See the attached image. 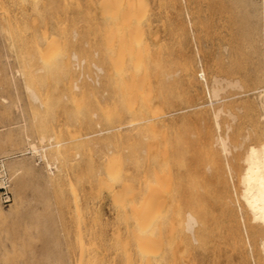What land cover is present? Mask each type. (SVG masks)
Here are the masks:
<instances>
[{
  "label": "rangeland",
  "instance_id": "obj_1",
  "mask_svg": "<svg viewBox=\"0 0 264 264\" xmlns=\"http://www.w3.org/2000/svg\"><path fill=\"white\" fill-rule=\"evenodd\" d=\"M231 1H116V5L121 2L116 8L119 12L117 24L111 21L108 7L104 9L108 8L110 13L102 10L99 0H0V159L6 160L12 192L8 204L0 202V264H77L78 243L81 242L78 236L80 238L81 234L80 240L83 239L86 245L94 241L92 249L86 247L84 254L93 253L95 261L101 262L99 264H123L125 256L121 247L126 239L130 253L134 250L129 264H136L139 256L135 252L136 238L132 239L136 236L132 229H136L133 228L135 221L130 204L137 203L139 198L143 200L153 185L165 193L152 188L156 194L153 191L149 194L156 200L159 194L169 203L184 190V197L204 200L212 211L204 217L205 229L201 228L200 231L204 229L201 233L198 230L202 236H197L200 240L188 241L187 231L182 230L181 225V228L171 226L173 216L167 204V214L159 216L160 220L154 217L155 226L152 225L150 235L155 241L149 236L153 242L148 240V246L150 251L154 249L153 253L158 251L156 238H162L160 252L153 255L152 264H264V248L260 241L264 229L260 230L257 223L252 222L240 196L245 149L264 137V106L260 105L264 102V95H260L261 88L264 89V0H252L242 6H235ZM123 4L126 7L122 8ZM128 8L131 16H124ZM229 16L233 18L229 19ZM127 18L132 22L128 24ZM175 19L180 21V26ZM233 19L242 22L238 35L233 34ZM192 22H197V26ZM41 35L44 36L41 38ZM116 56L118 61L121 60L120 66L113 62L117 61ZM185 59L191 60V67L193 65L189 75L186 74L187 79H194H191L193 83L184 76L186 71L183 72L182 63H186ZM133 67L135 69L131 71ZM123 69L125 80H134L139 86V90L138 86L135 87L132 97L123 92V86L116 82L113 74ZM142 74L145 75L143 78ZM213 75L220 83L217 98L211 95ZM140 77L145 78L144 81ZM109 78L111 81L115 78L116 83L112 84ZM32 91L39 95L37 100ZM94 96L98 99L93 101ZM106 100L109 101L107 106L103 103ZM100 101L103 105L101 103L99 107ZM82 103L84 105H78ZM112 103L120 105L114 107ZM107 107L110 112L105 110ZM115 108L123 110L118 112L119 116L116 111L113 113L117 115H112ZM126 109L128 119L123 117ZM152 109L156 114L150 112ZM132 114L137 118L132 120ZM130 122L133 126L127 124ZM145 124L150 133L144 129ZM221 137L228 151L223 150ZM160 140L162 144L167 141L168 145H158ZM29 142H34L38 150L32 151ZM42 146L46 148L42 149ZM161 151L165 154L162 155ZM107 154L115 160L108 159ZM110 161L117 163L116 166H111ZM94 163H98L97 166ZM158 172L161 175L153 176ZM162 173L171 175V178L166 177L169 185L162 182L166 176ZM145 177H150L147 181L150 184L146 183ZM102 178L106 185L100 182ZM142 180L145 181L143 190ZM214 192L216 195L212 194ZM219 196H228L232 211L220 208ZM127 199L131 201L130 206L123 209L121 203ZM185 208L187 210L188 205ZM182 214L185 216L184 212ZM175 248L177 252L173 261L171 252Z\"/></svg>",
  "mask_w": 264,
  "mask_h": 264
},
{
  "label": "bare ground",
  "instance_id": "obj_2",
  "mask_svg": "<svg viewBox=\"0 0 264 264\" xmlns=\"http://www.w3.org/2000/svg\"><path fill=\"white\" fill-rule=\"evenodd\" d=\"M90 1V0H89ZM96 1H98V0H96ZM100 2H99V4H101L102 3V5H103V9L102 10H105L106 11V13H110V12H108L107 10H108V8H109V11H111V14H110V18L112 19L111 21H113V23L115 22V23H117L118 22V20H119V12H117V9L116 8H118V4L119 3H121V2H118V4L116 5V1H121V0H99ZM175 1H177V0H175ZM195 1V0H194ZM94 2V1H93ZM127 2V1H126ZM125 2V3H126ZM188 2V1H187ZM189 2H191V1H189ZM207 2H208V0H207ZM212 2V1H211ZM210 2V3H211ZM218 2V1H217ZM252 2V0H232L231 1V4H233V5H235V6H242V5H245V4H248V3H251ZM256 2V1H255ZM96 3V2H95ZM98 3V2H97ZM124 3V4H125ZM178 3H180V2H178ZM262 3H264V2H262ZM123 4V6H121L122 8L123 7H126V5H127V3H126V5H124ZM190 4H192V3H190ZM197 4V3H196ZM199 4H201V3H199ZM213 4V3H212ZM255 4V3H254ZM254 4H252V6L254 5ZM95 5H97V4H95ZM101 5V6H102ZM175 5H176V2H175ZM220 5V4H219ZM256 6H257V4H255ZM105 6L106 7H108L107 9H104L105 8ZM191 6V5H190ZM190 6H188L189 8H190ZM218 6V5H217ZM84 7H86V6H84ZM91 7V6H90ZM96 7V6H95ZM178 7V6H177ZM180 7V6H179ZM182 7V6H181ZM249 7H251V6H249ZM129 8H130V6H129ZM128 8V9H129ZM207 8V7H206ZM247 8V7H246ZM85 10H86V8H84ZM91 9V8H90ZM89 9V10H90ZM93 9V8H92ZM91 9V10H92ZM114 9H116V10H114ZM131 9V8H130ZM130 9H129V11H127V13L125 12L124 13V16H125V14H128V15H130L131 16V11H130ZM245 9V8H244ZM248 9H250V8H248ZM84 10V11H85ZM88 10V9H87ZM123 10V12H124V9H122ZM182 10V9H181ZM181 10H180V12H181ZM194 10V9H193ZM209 10V9H208ZM120 11V10H119ZM87 12H89V11H87ZM86 12V13H87ZM91 12V11H90ZM177 12V11H176ZM175 12V13H176ZM187 12V11H186ZM244 12V11H243ZM243 12H242V16H243ZM92 13V12H91ZM213 13V12H212ZM185 14H187V13H185ZM196 14V13H195ZM90 15V14H89ZM120 15H122V13L120 14ZM188 15V14H187ZM123 16V15H122ZM180 16V15H179ZM179 16H178V19H179ZM186 16V15H185ZM190 16V15H189ZM198 16V15H197ZM213 16H215V15H213ZM86 18H88V15H87V17ZM90 18H92V15H91V17L89 16V19ZM177 18V17H176ZM231 18H233L232 16H229V19H231ZM123 20H124V18H122ZM128 19L129 18H127V21H128ZM178 19H175V21L177 20V21H179V20H181V17H180V19L178 20ZM200 19V18H199ZM212 19V18H211ZM126 20V19H125ZM183 20V19H182ZM185 20H186V18H185ZM189 20V19H188ZM121 21V20H120ZM119 21V22H120ZM176 21V22H177ZM233 25L231 26V27H235V33L233 32V34H239L240 33V30H241V28H242V22L240 23V20L239 19H233ZM88 22V21H87ZM89 22H90V20H89ZM130 22H132V21H130ZM129 21H128V24L130 23ZM180 23V21L178 22V24ZM193 23V22H192ZM195 23V22H194ZM193 23V24H194ZM197 23V22H196ZM195 23V24H196ZM85 24H88V23H85ZM90 24V23H89ZM118 24V23H117ZM122 24V23H121ZM127 24V23H126ZM199 24V23H198ZM116 25V24H115ZM175 25H176V23H175ZM117 26V25H116ZM179 26H180V24H179ZM182 26V25H181ZM184 26V25H183ZM196 26H197V24H196ZM195 26V27H196ZM111 28V27H110ZM178 28V27H177ZM176 28V29H177ZM182 28V27H181ZM181 28L179 29V33H180V31H181ZM126 29V28H125ZM124 29V30H125ZM183 29V28H182ZM109 30V29H108ZM119 30V29H118ZM194 30V29H193ZM232 30V29H231ZM112 31H113V29H112ZM111 31V36L113 35V32ZM125 32H127V30H125ZM194 32V31H193ZM197 32V31H196ZM44 33V32H43ZM120 33H122V32H120ZM178 33V34H179ZM117 34V33H116ZM124 35H125V33H123ZM177 34V35H178ZM182 34V33H181ZM46 35H47V32H46ZM49 35V34H48ZM42 36H44V35H41V38H42ZM51 36V35H50ZM50 36H49V38H50ZM53 36V35H52ZM52 36H51V38H52ZM117 36V35H116ZM126 36V35H125ZM182 36V35H181ZM225 37V36H224ZM44 38V37H43ZM45 39V38H44ZM237 40V39H236ZM46 41H47V39H46ZM119 41H121V40H119ZM232 42V41H231ZM125 43V42H124ZM91 45H92V43H91ZM122 45V44H121ZM129 45V44H128ZM237 45V44H236ZM47 46V45H46ZM51 46V45H50ZM105 46V45H104ZM118 46H120L119 44H118ZM49 47V46H48ZM51 47H56V45L55 46H51ZM127 47V46H126ZM113 48V47H112ZM112 48H111V50H112ZM120 48V47H119ZM122 49V48H121ZM49 50V49H48ZM54 50V49H53ZM108 50V49H107ZM122 50H124V48L122 49ZM121 50V51H122ZM126 50V49H125ZM140 52V51H139ZM106 53H107V51H106ZM124 53V52H123ZM183 54H184V52H182ZM57 54H59V53H57ZM56 53H55V55H57ZM90 54V53H89ZM61 55V54H60ZM117 55H119V53L117 54ZM136 55L138 56V53H136ZM136 55H135V58H137L136 57ZM57 56H59V55H57ZM108 56V55H107ZM181 57H182V54L180 55ZM55 57V56H54ZM69 57V56H68ZM108 57H110V56H108ZM117 57V56H116ZM116 57H114V58H116ZM124 57V56H123ZM53 58V57H52ZM61 59V58H60ZM69 59V58H68ZM101 59H102V57H101ZM112 59V58H111ZM117 59V61H114L113 60V62H120L121 60H119L118 61V57L116 58ZM154 59H155V57H154ZM179 59V58H178ZM184 59V58H183ZM189 59V58H188ZM188 59H185L186 60V63L184 62V63H182V65H183V72H185L186 71V73H185V77H186V74L188 73V75H189V71L191 70L190 68H192L193 67V65H192V67H191V64H190V61L191 60H188ZM48 60V59H47ZM50 60H52L51 58H50ZM158 60V59H157ZM156 60V61H157ZM180 60V59H179ZM187 60H188V62H187ZM63 61V60H62ZM86 61V60H85ZM111 61V60H110ZM123 61V60H122ZM155 61V60H154ZM47 63H48V61H46ZM46 62H44V63H46ZM55 62H57V60L55 61ZM103 62V61H102ZM68 63V62H67ZM104 63L106 64L107 62H105L104 61ZM118 63H116V64H118ZM123 63V62H122ZM121 63V64H122ZM139 63H143V62H139ZM138 63V64H139ZM156 63V62H155ZM49 64V63H48ZM51 64V63H50ZM49 64V65H50ZM104 64V65H105ZM127 64V63H126ZM137 64V65H138ZM156 64H158V63H156ZM193 64V63H192ZM48 65V66H49ZM54 65H56V63L54 64ZM107 65V64H106ZM106 65H105V67H106ZM134 65H135V63H134ZM140 65V64H139ZM108 66H109V64H108ZM119 66H120V63H119ZM52 67V66H51ZM55 67V66H54ZM65 67V66H64ZM114 67V66H113ZM57 68L58 67H56V70H57ZM128 67L126 66V69H127ZM67 69V68H66ZM104 69V68H103ZM125 69V70H126ZM135 69V67H133V69H130L131 71L132 70H134ZM137 69V68H136ZM146 69V68H145ZM55 70V69H54ZM70 70V69H69ZM105 70V69H104ZM103 70V71H104ZM110 71H111V69H109ZM138 70V69H137ZM144 70V69H143ZM113 71H114V69H113ZM124 69L123 70H117V71H115L113 74H114V76H115V78H116V82H118V83H120V85H122L123 87H122V89H123V92L125 93L126 92V94L127 95H129V96H133V94H135V87L136 86H138L137 85V83H135V81L134 80H132V81H130V82H128V79L127 80H125V78H124V75L126 74H124ZM136 71V70H135ZM134 71V72H135ZM147 71V70H146ZM149 71V70H148ZM196 71V70H195ZM202 71H203V69H202ZM105 72H107V71H104V73ZM180 72H182V71H180ZM199 72V71H198ZM70 73H72V72H70ZM112 73V72H111ZM203 73V72H202ZM137 75H140V74H138V73H136ZM143 74H144V72H143ZM142 74V78H143V76H145V75H143ZM146 74V73H145ZM151 74H153V73H151ZM199 74V73H198ZM67 75V74H66ZM69 75V74H68ZM74 75V74H73ZM72 75V76H73ZM109 75V74H108ZM108 75H103L102 77H105V78H107V77H110V76H108ZM193 75V74H192ZM203 75V74H202ZM127 76V75H126ZM74 77V76H73ZM112 77V76H111ZM131 77V76H130ZM129 77V78H130ZM149 77V76H148ZM191 77V76H190ZM75 78V77H74ZM113 78V77H112ZM112 78L110 79H108L109 81H111L112 80ZM114 78V79H115ZM133 78V77H132ZM131 78V79H132ZM141 78V77H140ZM140 79V80H143L144 81V79ZM151 78H152V76H151ZM188 78V76L186 77V79ZM213 78H214V80H213V83L211 84L212 85V87H211V95L213 96V97H215V98H217L218 97V94H219V88H220V83H219V79L217 78V77H215L214 75H213ZM212 78V79H213ZM73 79V78H72ZM114 79H113V81H111V83L113 84V82H115L114 81ZM138 79H139V77H138ZM191 79H193V78H191ZM191 79H187V80H190L191 81ZM235 79V78H234ZM85 80V79H84ZM108 80H106V81H108ZM140 80H138L139 82H140ZM149 80V79H148ZM194 80V79H193ZM192 80V81H193ZM104 81H105V79H104ZM143 81H141V83H140V85L142 84V82ZM190 82V83H193V82ZM115 82V83H116ZM156 82H158V81H156ZM195 82L197 83V80H195ZM108 84H110L109 82H107ZM63 84H64V82H63ZM83 84V83H82ZM153 84V88H154V82L152 83ZM238 84V83H237ZM84 85V84H83ZM119 85V86H120ZM158 85V84H157ZM69 86V85H68ZM67 86V87H68ZM78 86V85H77ZM116 86H117V84H116ZM115 86V87H116ZM141 86H143V84L141 85ZM75 87L76 86H73V88L75 89ZM110 87V86H109ZM111 87H112V85H111ZM251 87V86H250ZM31 88V87H30ZM30 88H28V89H30ZM85 88V87H84ZM117 88H119V89H121V87H117ZM138 90H139V86L138 87H136ZM156 88V87H155ZM157 88H159V86L157 87ZM76 89H77V87H76ZM141 89V88H140ZM143 89V88H142ZM32 90V89H31ZM79 90V89H78ZM84 90V89H83ZM110 90V89H109ZM114 90V89H113ZM160 89H158L157 90V92H160L159 91ZM261 90H262V92H261V94L260 95H264V89H262L261 88ZM111 91H112V89H111ZM148 91H150V89L148 90ZM152 91V90H151ZM179 91H181V90H179ZM197 91V90H196ZM31 92V91H30ZM73 92H75V91H73ZM84 92V91H83ZM113 92V91H112ZM116 92V91H115ZM118 92V91H117ZM195 92V91H194ZM32 93H33V91H32ZM66 93V92H65ZM68 93V92H67ZM66 93V94H67ZM94 93V92H93ZM120 93V92H119ZM146 93H148V92H146ZM69 94H70V92H69ZM69 94H68V96H69ZM74 94V93H73ZM73 94H72V96H73ZM77 94V93H76ZM76 94H74L75 96H77ZM80 94H82V93H80ZM112 94V93H111ZM117 95V93L115 94V96ZM144 95V94H143ZM33 97H35L36 98V100H37V96H39V95H36V94H34L33 93V95H32ZM84 96V95H83ZM113 96H114V94H113ZM131 96V97H132ZM135 96V95H134ZM145 96V95H144ZM163 96V95H162ZM95 97L96 96H94V99H93V101L94 100H97L98 98H96L95 99ZM121 96H119V98H120ZM141 97H142V95H141ZM153 97V96H152ZM152 97H151V99H152ZM159 97V96H158ZM259 97V96H258ZM210 98V97H209ZM70 99V98H69ZM79 99V98H78ZM115 99V98H114ZM121 99V98H120ZM145 99V98H144ZM154 99V98H153ZM81 100V99H80ZM127 100H130V99H127ZM132 100H133V98H132ZM141 99H139V101H140ZM145 100H147V98L145 99ZM220 100V99H219ZM262 100H264V99H262ZM79 101V100H78ZM99 101V100H98ZM107 102H105V101H103V103H105V106H107L106 105V103L107 104H109V101L108 100H106ZM112 101H113V99H112ZM126 102V100H123V102ZM158 101V100H157ZM70 102V101H69ZM73 102V101H72ZM114 102V101H113ZM119 102V101H118ZM130 102V105H133V103L131 104V100L129 101ZM134 102V101H133ZM150 102V101H149ZM160 102V101H159ZM78 103V102H77ZM84 103V102H83ZM78 104V105H84V104ZM98 103V102H97ZM100 103V104H99ZM98 104H99V107H100V105H101V101L99 102ZM103 103H102V105H103ZM213 103V102H212ZM74 104V103H73ZM76 104V103H75ZM93 104H94V102H93ZM115 104V103H114ZM135 104V103H134ZM148 104V103H147ZM162 104H163V101H162ZM95 105H96V103H95ZM112 105H113V103H112ZM111 105V106H112ZM116 106L117 105H120L119 103L118 104H115ZM115 105H113L114 107H116ZM122 105V104H121ZM128 105V104H127ZM145 105V104H144ZM148 105H152V104H148ZM169 105H170V103H169ZM172 105V104H171ZM202 105V104H201ZM260 105H262V106H264V102H261V104ZM71 106V105H70ZM94 106V105H93ZM97 106V105H96ZM109 106V105H108ZM112 106V107H113ZM123 106V105H122ZM121 106V107H122ZM141 106H143L142 104H141ZM156 107L158 106V105H155ZM159 106H161V105H159ZM86 107V106H85ZM118 107V106H117ZM125 107V106H124ZM129 107V106H128ZM131 107V106H130ZM154 107V106H153ZM196 107H197V105H196ZM81 108V107H80ZM79 108V109H80ZM97 107H95V109H96ZM125 108H127V107H125ZM143 108V107H142ZM141 107H140V109H142ZM157 108H161V107H157ZM262 108H264V107H262ZM79 109H77V110H79ZM113 109V108H112ZM122 109V108H121ZM137 109V108H136ZM169 109V108H168ZM97 110V112H98V108L96 109ZM105 110H108V107L107 108H105ZM109 111V110H108ZM117 112V114H118V112L119 113H122V111H120V110H118V108H117V110H116V108L114 109V111H112V115L114 114L115 115V113H113V112ZM144 111V110H143ZM142 111V112H143ZM156 111H158V110H155V112ZM163 111V110H162ZM100 113H101V111H99ZM110 112V111H109ZM141 112V113H142ZM151 113L153 112V109H152V111H150ZM159 112V111H158ZM157 112V113H158ZM160 112H161V110H160ZM168 112H169V110H168ZM100 113L98 114L99 116H100ZM130 113V112H129ZM132 113V112H131ZM140 113V114H141ZM172 114V116L174 115V113L173 112H171ZM110 114V113H109ZM116 114V115H117ZM124 115L126 114V115H128V112H127V109H126V112L125 113H123ZM123 114L122 115H120V116H123ZM140 114H139V119H140V117L142 118V116H140ZM152 114H156V113H152ZM162 114V113H161ZM111 115V116H112ZM113 115V116H114ZM115 115V116H116ZM126 115L125 116H123L124 118H127L126 117ZM136 115V114H135ZM145 115V114H144ZM159 115V114H158ZM256 115V114H255ZM258 115V114H257ZM262 115H264V114H262ZM109 116V115H108ZM118 116H119V114H118ZM129 116V115H128ZM132 116V117H131ZM137 116V115H136ZM101 117H103V115L101 116ZM130 117L132 118V120H134V119H136L137 117H135V118H133V114L132 115H130ZM130 117H129V120L131 121V119H130ZM157 117V116H156ZM159 117H161V116H159ZM103 118H105L106 119V117H103ZM120 118V117H119ZM163 118H166V117H163ZM174 118V117H173ZM128 119V118H127ZM148 119V118H147ZM151 118H149L148 120H150ZM175 119V118H174ZM107 120V119H106ZM120 120V119H119ZM128 120V121H129ZM146 120V119H145ZM148 120H147V122H148ZM167 120V119H166ZM171 121V120H170ZM123 122V121H122ZM136 122V121H135ZM138 122V121H137ZM141 122V121H140ZM151 122V121H150ZM155 122V121H154ZM154 122H152L151 123V126H152V124L154 123ZM159 122V121H158ZM120 123V122H119ZM156 123V122H155ZM173 123V122H172ZM176 123V122H175ZM206 123V122H205ZM115 124V123H114ZM117 124V123H116ZM115 124V125H116ZM121 124V123H120ZM119 124V125H120ZM126 124V123H125ZM128 125L129 124H131V122L130 123H127ZM135 124V126H137L136 125V123H134ZM138 124V123H137ZM158 124V123H157ZM163 124V123H162ZM166 124V123H165ZM165 124H163V125H165ZM196 124V123H195ZM98 125V124H97ZM106 125V124H105ZM132 125V124H131ZM146 125L147 124H145V128L143 127V126H141V128L143 127L144 129H146V131H148L149 132V130H147V128L148 127H146ZM150 125V124H149ZM161 125V124H160ZM122 126H123V124H122ZM121 126V127H122ZM125 126V125H124ZM133 126V125H132ZM132 126H130V127H132ZM162 126V125H161ZM160 126V127H161ZM94 127V126H93ZM128 127V126H127ZM115 129H116V126L114 127ZM138 128V126L136 127V129ZM209 128V127H208ZM104 129V128H103ZM107 129V128H106ZM126 129V128H125ZM151 129V128H150ZM166 129V128H165ZM179 129H181V128H179ZM179 129H175V130H179ZM183 129V128H182ZM188 129V128H187ZM95 130V129H94ZM105 130V129H104ZM109 130V129H108ZM119 130V129H118ZM127 130V129H126ZM134 130V129H133ZM138 130V129H137ZM174 130V129H173ZM111 131V130H110ZM121 131V130H120ZM119 131V132H120ZM136 131V130H135ZM255 131V133L256 132H258V131H256V130H254ZM98 132V131H97ZM100 132V131H99ZM163 132H165V131H163ZM176 132V131H175ZM178 132V131H177ZM176 132V133H177ZM181 132V131H180ZM106 133V132H105ZM112 133V132H111ZM117 133H118V131H117ZM121 133V132H120ZM119 133V134H120ZM128 133H129V131H128ZM134 133V132H133ZM150 133V132H149ZM157 133V132H156ZM175 133V134H176ZM131 134V133H130ZM154 134V133H153ZM159 134V133H158ZM174 134V135H175ZM207 134V133H206ZM97 135V134H96ZM133 135V134H132ZM156 135V134H155ZM177 135V134H176ZM182 135V134H181ZM257 135V134H256ZM262 135V134H261ZM260 135V136H261ZM50 136V135H49ZM52 136V135H51ZM160 136V135H159ZM158 136V137H159ZM198 136H200V135H198ZM48 137V136H47ZM256 137V136H255ZM53 138V137H52ZM174 138V137H173ZM173 138H172V140H173ZM200 138V137H199ZM261 138V137H260ZM48 139H49V137H48ZM78 139V138H77ZM160 139V138H159ZM41 140V139H40ZM42 140H43V137H42ZM114 140V139H113ZM133 140V139H132ZM200 140V139H199ZM198 140V141H199ZM259 140V139H258ZM257 140V141H258ZM116 141H118V140H116ZM125 141V140H124ZM134 141H136V139L134 140ZM158 141V140H157ZM201 141V140H200ZM127 142V141H126ZM143 142V141H142ZM243 142V141H242ZM256 142V141H255ZM128 143V142H127ZM130 143V142H129ZM133 143V142H132ZM145 143V142H144ZM170 143V142H169ZM220 143H221V145H222V147H223V150H225L226 149V144H225V141H224V138L223 137H221L220 138ZM50 144V143H49ZM48 144V145H49ZM81 144V143H80ZM136 144V143H135ZM241 144V143H240ZM53 144H51V146H52ZM56 145V144H55ZM86 145H87V143H86ZM148 145H150V144H148ZM158 145H168L167 144V141H166V144L165 143H163L162 144V142H161V140H160V143L158 144ZM29 146L32 148V151L34 150H38V147L36 146V144L34 143V142H29ZM28 146V147H29ZM46 146V145H45ZM50 146V145H49ZM88 146V145H87ZM236 147H237V145H235ZM248 146V145H247ZM120 147H121V145H120ZM144 147H145V145H144ZM150 147V146H149ZM151 147H152V145H151ZM173 147H174V145H173ZM238 147H240V146H238ZM42 149H45L46 147H41ZM47 148H48V146H47ZM87 148V147H86ZM132 148V147H131ZM159 148V147H158ZM203 147H201V149H202ZM248 149H245L244 151H245V154H244V156H243V161H244V163H245V165H244V167H243V172H241V181H240V183H241V185H242V187H241V192H240V196L242 197V199H243V202H244V204H245V206L247 207V209H248V211H249V213H250V219L252 220V222H256L257 223V227L260 229V230H262V229H264V137H262L261 139H260V141L258 142V143H252V144H249V147H247ZM117 149H120V148H117ZM134 149V148H133ZM161 149V148H160ZM165 149H166V146H165ZM165 149H163V150H165ZM171 149V148H170ZM86 150V149H85ZM122 150V149H121ZM132 150V149H131ZM162 150V151H163ZM169 150V149H168ZM203 150V149H202ZM88 151V150H87ZM113 151V150H112ZM123 151H125V150H123ZM135 151H137V149L135 150ZM158 151V150H157ZM161 151V152H162ZM225 151H228V149L227 150H225ZM82 152V151H81ZM90 152V151H89ZM163 152H165V151H163ZM161 153L162 155L163 154H165V153ZM169 152H172V151H169ZM84 153V152H83ZM124 153V152H123ZM176 153V152H175ZM194 153H195V151H194ZM88 154V153H87ZM102 154V153H101ZM114 154V153H113ZM117 154V153H116ZM83 155V154H82ZM158 155V154H157ZM175 155V154H174ZM196 155H198V154H196ZM8 156V155H7ZM7 156H5L6 158H7ZM10 156V155H9ZM105 156H107L108 157V159H111V158H109V155L107 154V155H105ZM111 156H113V155H111ZM147 156V155H146ZM166 156V155H165ZM171 156V155H170ZM96 157V156H95ZM122 157V156H121ZM156 157V156H155ZM116 158V157H115ZM120 158V157H119ZM123 158V157H122ZM130 158V157H129ZM134 158H135V156H134ZM146 158V157H145ZM153 158V157H152ZM2 159H3V157H2ZM93 159H94V156H93ZM97 159V158H96ZM104 159V158H103ZM108 159H107V161H108ZM3 160H5V158L3 159ZM111 160H115V159H111ZM119 161H121V160H123V159H118ZM126 160V159H125ZM143 160V159H142ZM149 160V159H148ZM172 160H174V159H172ZM95 161H97V160H95ZM104 161V160H103ZM129 161V160H128ZM128 161H127V163H128ZM139 161V160H138ZM141 161V160H140ZM175 161V160H174ZM6 162V160L4 161V163ZM98 162V161H97ZM100 162V161H99ZM109 162V161H108ZM108 162H107V164H108ZM116 162V161H115ZM157 162V161H156ZM163 162H165V161H163ZM168 162V161H167ZM173 162V161H172ZM105 163V162H104ZM111 163H112V165H111ZM119 164H121L120 162H118ZM144 163V162H143ZM166 163V162H165ZM165 163H163L162 165H165ZM175 163V162H174ZM200 163H202V161L200 162ZM199 163V164H200ZM6 164V163H5ZM48 164V163H47ZM96 164H98V163H96ZM95 163H94V166L96 165ZM102 164V163H101ZM114 161H110V165L111 166H114ZM117 164V163H116ZM116 164H115V166H116ZM122 164H124V162L122 163ZM131 164V163H130ZM129 164V165H130ZM135 164V163H134ZM159 164V163H158ZM169 165L171 164L170 162L168 163ZM177 164V163H176ZM102 165H104V164H102ZM149 165V164H148ZM152 165V164H151ZM160 165V164H159ZM6 166H7V164H6ZM49 165H47V167H48ZM97 166V165H96ZM108 166H109V164H108ZM138 166V165H137ZM177 166V165H176ZM200 166H202V165H200ZM50 167V166H49ZM55 167V166H54ZM103 167V166H102ZM153 167V166H152ZM151 167V168H152ZM162 167V166H161ZM163 167H165V166H163ZM171 167V166H170ZM178 167V166H177ZM176 167V168H177ZM181 167V166H180ZM105 168V167H104ZM107 168V167H106ZM117 168V167H116ZM160 168V167H159ZM172 168V167H171ZM107 169H109V168H107ZM122 169V168H121ZM124 169V168H123ZM122 169V170H123ZM128 169V168H127ZM134 169V168H133ZM143 169V168H142ZM178 169V168H177ZM176 169V170H177ZM111 170V169H110ZM110 170H108V171H110ZM127 171V170H126ZM140 171V170H139ZM153 171H154V169H153ZM169 171H171V170H169ZM174 171V170H173ZM186 171V170H185ZM122 172V171H121ZM138 172V171H137ZM141 172H142V170H141ZM141 172H138V173H141ZM146 172H147V170H146ZM146 172H144V173H146ZM167 172V171H166ZM172 172V171H171ZM100 173V172H99ZM108 173H110V172H108ZM112 173V172H111ZM130 173V172H129ZM168 173V172H167ZM172 173H174V172H172ZM121 174H123V173H121ZM120 174V175H121ZM159 174L161 175V173H157V174H153V176L154 175H158L159 176ZM162 174H165V173H162ZM170 174V173H169ZM111 175V174H110ZM132 175H134L135 176V174H132ZM131 175V176H132ZM142 175H145V174H143L142 173ZM166 175V174H165ZM176 175V174H175ZM98 176H99V174H98ZM98 176L96 177L97 179H98ZM100 176H102V175H100ZM105 176H107V175H105ZM105 176H102L103 178H105ZM163 176V175H162ZM170 177L171 178V175H166V176H163V177H165V178H163V179H161V180H163L162 182H170V181H168V179L169 178H167L166 179V177ZM108 177V176H107ZM122 177V176H121ZM142 177V176H141ZM178 177V176H177ZM99 178H101V177H99ZM103 178L102 179H100V182H103L104 184H105V182L106 181H104L103 180ZM134 178H136V177H134ZM146 179H148V180H146L145 179V181H146V183H148L147 181H149V178H147V177H145ZM158 178V177H157ZM112 179V178H111ZM121 179V178H120ZM120 179L118 180V181H120ZM131 179H133V178H131ZM140 178H138V180H139ZM143 179V178H142ZM153 179H155V178H153ZM103 180V181H102ZM113 180V179H112ZM115 180V179H114ZM113 180V181H114ZM134 180V179H133ZM136 180V179H135ZM160 180V181H161ZM167 180V181H166ZM97 181V180H96ZM99 181V180H98ZM97 181V182H98ZM117 181V180H116ZM137 181V180H136ZM145 181H143L142 180V189L141 188H139V189H141V190H143V188H144V185L143 184H145ZM177 181V180H176ZM201 181V180H200ZM100 182H98V184H100ZM127 181H125V183H126ZM118 183V182H117ZM136 183H138V181L136 182ZM151 183V182H150ZM150 183H148V184H150ZM175 183V182H174ZM152 184H154V183H152ZM160 184V183H159ZM166 184H168V183H166ZM188 184H190V183H188ZM95 185H96V183H95ZM94 185V186H95ZM106 185V184H105ZM122 185V184H121ZM120 185V186H121ZM138 185V184H137ZM156 185V184H155ZM163 185H165V184H163ZM169 185V184H168ZM215 184H213V186H214ZM99 186V185H98ZM97 186V187H98ZM108 186V185H107ZM114 186V185H113ZM123 186V185H122ZM121 186V187H122ZM125 186H127V185H125ZM131 185L129 184V187H130ZM140 186V185H139ZM147 184H146V188H147ZM157 186V185H156ZM155 186V187H156ZM182 186V185H181ZM134 187V186H133ZM150 187V186H149ZM155 187H154V185H153V190H156V191H158L160 188L159 187H157L156 189H155ZM163 187V186H162ZM180 187V186H179ZM183 187V186H182ZM181 187V188H182ZM96 188V187H95ZM100 188V187H99ZM116 188H118V187H116ZM128 188V187H127ZM131 188V187H130ZM138 188H136V189H138ZM145 188V189H146ZM152 188H148V189H150L149 191H147V192H151V191H153V190H151ZM123 189H125L124 187H123ZM176 189H177V187H176ZM176 189H175V191H176ZM182 189H184V188H182ZM109 190V189H108ZM116 190V189H115ZM118 190V189H117ZM135 190V189H134ZM133 190V191H134ZM162 190V189H161ZM188 190V189H187ZM187 190H185V191H187ZM190 190V189H189ZM198 190V189H197ZM218 190V189H217ZM219 190H220V188H219ZM128 191V190H127ZM126 191V192H127ZM132 191V190H131ZM130 191V192H131ZM207 191V190H206ZM97 192V191H96ZM120 192H121V190H120ZM141 192H143V191H141ZM153 192H155V191H153ZM158 192H160V190L158 191ZM182 192V194H180L179 196L178 195H176V196H178V197H176V196H174V198H171V201H169V203H168V201L165 199V198H162V196H160L159 197V194L157 195V200L156 199H154V198H152L151 197V195L148 193V194H146L145 195V197H144V199L143 200H141V198H139V196H138V198L141 200H139L137 203L136 202H131L129 199H127V201H123L122 203H121V206L123 207V209L126 207V206H128L129 205V202H131V209H132V213H133V220L135 221V226H133V228L135 227V231L132 229V231L135 233L134 234V236H133V233H131L132 234V236L134 237V238H132V236H131V238L132 239H134L135 240V238H136V245H137V247H135V248H137L136 249V253H137V255L139 256V258H138V261L136 262V264H152V262L153 261H151V259H153L154 260V258H153V255H155L156 253L158 254L159 252H160V249H161V245H162V243H160V245H159V242H161V240H162V238H160V234H158L157 236H159V237H157L156 238V240L158 241L157 243H158V251L157 252H151V251H153V250H151L150 251V246H148V245H150V243H152L153 241H155V238L152 236V235H150L151 234V232H152V225L154 224L153 222H155V220L157 219V220H160V218H159V216H161L163 213H165V209H166V207L169 205V209L171 210V211H169L171 214H172V219L173 220H171V226L173 227V225L175 226H178V228H181V226H182V230H185V231H187V233L185 234L184 233V231H183V234H185V236L187 237H185L188 241H190L189 239H194L195 241H197L199 238H197V236L199 235V237H202L201 235H200V233L205 229V227L204 226H206L205 225V220H204V217L205 216H207L212 210V208H208V206H207V204L205 203V201L204 200H200V199H198V198H195V197H193V198H190L189 196H187V197H184L183 196V192H184V190L183 191H181ZM180 192V193H181ZM200 192V191H199ZM104 193V192H103ZM119 193V192H118ZM128 193V192H127ZM138 193V192H137ZM160 193H163L162 191L160 192ZM171 193V192H170ZM169 193V194H170ZM173 193V192H172ZM190 193V192H189ZM206 193V192H205ZM102 194V193H101ZM119 194H121L122 195V193H119ZM152 194V193H151ZM155 194H156V192H155ZM163 194H165V193H163ZM176 194V193H175ZM185 194H187V193H185ZM195 194V193H194ZM197 194H198V191H197ZM201 194V193H200ZM212 194H215V192L214 193H212ZM221 194V193H220ZM227 194V193H226ZM113 195V194H112ZM120 195V196H121ZM124 195H125V192H124ZM139 195H140V193H139ZM162 195V194H161ZM166 195H168L167 193H166ZM172 195V194H171ZM183 197H182V196ZM196 195V194H195ZM194 195V196H195ZM216 195V194H215ZM225 195V194H224ZM118 195H115V197H117ZM123 196V195H122ZM137 196V195H136ZM144 196V195H143ZM206 196H207V194H206ZM94 197V196H93ZM124 197V196H123ZM122 197V198H123ZM199 197H201V198H203L202 197V195H200ZM228 197V196H227ZM227 197L226 196H219L218 197V199H217V202L220 204V208H223V210L224 211H232L233 210V207L231 206V204H230V201L227 199ZM125 198V197H124ZM182 198H184V201L185 202H183V199ZM186 198H189V199H186ZM205 198V197H204ZM203 198V199H204ZM121 199V198H120ZM115 200V199H114ZM97 201V200H96ZM214 202V201H213ZM211 203V202H210ZM168 204V205H167ZM184 204H186V205H184ZM216 204V203H215ZM129 205V206H130ZM188 205V209L186 210V206ZM93 206H94V204H93ZM121 206H120V208H121ZM210 206V205H209ZM213 206V205H212ZM184 207V208H183ZM119 208V207H118ZM129 208V207H128ZM182 208H183V210H182ZM131 209H129L130 211H131ZM216 210H218L217 208H215ZM215 209H214V212H215ZM121 210H122V208H121ZM126 210H128L127 208H126ZM167 210V209H166ZM185 210V211H184ZM94 211V210H93ZM120 211V210H119ZM125 210H123L122 212H124ZM222 211V210H221ZM184 212V214H185V216H183V213ZM234 212V211H233ZM237 212V211H236ZM213 213V212H212ZM211 213V214H212ZM221 213V212H220ZM125 214V213H124ZM165 214H167V213H165ZM129 216V215H128ZM131 216V217H132ZM166 216V215H165ZM94 217V216H93ZM118 217V216H117ZM130 217V218H131ZM154 217H155V220H154ZM156 217H158V218H156ZM123 218V217H122ZM126 218V217H125ZM169 218V217H168ZM83 219V218H82ZM124 219V218H123ZM232 220V219H231ZM84 221H86V220H84ZM217 221V220H216ZM94 222V221H93ZM218 222V221H217ZM113 223V222H112ZM125 223H127V222H125ZM174 223V224H173ZM94 224V223H93ZM105 224V223H104ZM110 224V223H109ZM122 224H123V222H122ZM130 224H132V223H130ZM157 224V223H156ZM177 224H179V225H177ZM207 224V223H206ZM230 224V223H229ZM233 224V223H232ZM253 224V223H252ZM255 224V223H254ZM166 225V224H165ZM181 225V226H180ZM153 226H155V225H153ZM230 226V225H229ZM130 227V226H129ZM156 227H158L157 225H156ZM163 227H165V226H163ZM204 227V229H202V231H200L201 230V228H203ZM232 227V226H231ZM112 228V227H111ZM120 228V227H119ZM127 228H128V226H127ZM131 228H132V226H131ZM214 228V227H213ZM217 228V227H216ZM229 228V227H228ZM94 229V228H93ZM124 229V228H123ZM122 229V231H124ZM173 229V228H172ZM119 230V229H118ZM198 230H199V232H198ZM223 230V229H222ZM111 231V230H110ZM131 231V232H132ZM157 231H160V229L158 230L157 229ZM100 232V231H99ZM118 232V231H117ZM161 232V231H160ZM180 232H181V230H180ZM219 232V231H218ZM98 233V232H97ZM137 233V234H136ZM178 233H179V231H178ZM196 233H198V234H196ZM80 234V233H79ZM122 234V233H121ZM125 234V233H124ZM123 235V234H122ZM215 235V234H214ZM149 236H152V237H150V238H153L154 240L153 241H151V239L149 238ZM176 236H177V234H176ZM178 236H179V234H178ZM216 236V235H215ZM108 237L109 236H107V239H108ZM163 237V236H162ZM191 237V238H190ZM218 238H219V236H217ZM80 238H82V234H81V236H80ZM80 238H79V236H78V239H79V241H81V242H79L78 243V245L80 246V251H79V255H78V263L77 264H99V262H98V260H97V262L95 261V256L93 255V253H88L87 255H85L84 254V250L86 249L87 250V248L88 249H92V245H94V241H91L92 243H88L87 245H86V243H84L83 242V239H81L80 240ZM91 238V237H90ZM158 238H159V240H158ZM175 238V237H174ZM183 238H184V236H183ZM215 238V237H214ZM95 239V238H94ZM110 239V238H109ZM161 239V240H160ZM179 239V238H178ZM208 239V238H207ZM213 239V238H212ZM125 240V239H124ZM148 240H150L151 242L149 243L148 242ZM169 240V239H168ZM200 240V239H199ZM89 241V242H90ZM107 241V240H106ZM109 241V240H108ZM134 241V242H135ZM174 241V240H173ZM187 241V242H188ZM260 241H261V245H262V248H264V235H262L261 236V238H260ZM175 242V241H174ZM173 242V243H174ZM102 244V243H101ZM118 244H120V243H118ZM122 252L124 253V256H125V259H124V263L123 264H129V262H130V260H131V253L134 251H132L131 253H130V248L128 249V242H127V239H126V241L125 242H122ZM134 244V243H133ZM154 244V243H153ZM171 244H172V242H171ZM186 244V243H185ZM188 244H189V242H188ZM105 245V244H104ZM163 245H165V244H163ZM170 244L168 243V246H169ZM187 245V244H186ZM195 244H193V246H194ZM96 246V245H95ZM134 246V245H133ZM87 247V248H86ZM104 247V246H103ZM106 247V246H105ZM171 247H172V245H171ZM96 248V247H95ZM99 248V247H98ZM105 249V248H104ZM103 249V250H104ZM109 250V249H108ZM107 250V251H108ZM116 250V249H115ZM187 250V249H186ZM94 251H96V249L94 250ZM93 251V252H94ZM102 251V250H101ZM110 251V250H109ZM121 251V250H120ZM183 251H185V249H183ZM183 251H180V252H183ZM112 252V251H111ZM176 252H177V249L175 248V249H173L172 250V259H173V261H175L174 259H175V256H176ZM95 253V252H94ZM115 254V253H114ZM112 255V254H111ZM160 255H162V254H160ZM108 256V255H107ZM96 257H98V255H96ZM103 257V256H102ZM112 257V256H111ZM181 257V256H180ZM97 259V258H96ZM98 259H100V258H98ZM177 260H178V258H177ZM160 261V260H159ZM171 261V260H170ZM123 262V261H122ZM132 262V261H131ZM155 262H157V261H155ZM74 263H75V261H74ZM101 263V262H100ZM173 263V262H172ZM110 264V263H109ZM114 264V263H113ZM116 264V263H115ZM156 264V263H155ZM163 264H165V263H163ZM171 264V263H170ZM175 264H177V262L175 263Z\"/></svg>",
  "mask_w": 264,
  "mask_h": 264
},
{
  "label": "built area",
  "instance_id": "obj_3",
  "mask_svg": "<svg viewBox=\"0 0 264 264\" xmlns=\"http://www.w3.org/2000/svg\"><path fill=\"white\" fill-rule=\"evenodd\" d=\"M12 200L11 175L3 159H0V202L4 205Z\"/></svg>",
  "mask_w": 264,
  "mask_h": 264
}]
</instances>
